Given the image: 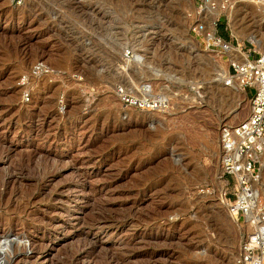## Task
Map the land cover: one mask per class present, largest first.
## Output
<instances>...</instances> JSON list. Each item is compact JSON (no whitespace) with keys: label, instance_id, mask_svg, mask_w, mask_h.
<instances>
[{"label":"rangeland","instance_id":"obj_1","mask_svg":"<svg viewBox=\"0 0 264 264\" xmlns=\"http://www.w3.org/2000/svg\"><path fill=\"white\" fill-rule=\"evenodd\" d=\"M233 1V15L207 11L206 30L217 18L234 48L263 51L264 4ZM198 3L0 0V194L16 175L0 195V264L75 251L77 264H239L250 228L219 200L217 177L234 186L218 133L246 116L250 92L225 85V55L193 31ZM37 60L53 71L21 86ZM121 89L165 101L143 108ZM259 188L264 200L262 160ZM99 213L114 219L89 225Z\"/></svg>","mask_w":264,"mask_h":264},{"label":"built area","instance_id":"obj_2","mask_svg":"<svg viewBox=\"0 0 264 264\" xmlns=\"http://www.w3.org/2000/svg\"><path fill=\"white\" fill-rule=\"evenodd\" d=\"M264 3V0H259ZM234 5L233 0H199L195 4L196 15L199 17L192 25L196 35L201 36L206 47L225 55L228 61L225 85L236 82L242 89L250 92L249 108L246 116L235 123H221L218 142L220 155V177L231 180L233 189L228 190L226 183L223 188V198L229 212L234 213L236 220L249 221L252 228L243 234L239 247L237 262L240 264H264V200L259 188V156L264 152V50L251 54L238 49L241 57L230 53V41L216 33L217 18L214 20V31L202 32L206 29L204 11L219 8L225 12ZM245 52V54H243ZM130 52L125 53L129 56ZM52 67L44 60H37L30 69L21 76L19 84H27L31 75L51 73ZM29 89L25 88L23 96L29 99ZM124 91L121 89V93ZM120 93V94H121ZM121 98L125 103L140 107H154L161 101H154L149 106L151 98L142 101L124 92ZM152 102V101H151ZM156 102L158 103L156 105ZM230 182V183H231ZM228 185V184H227Z\"/></svg>","mask_w":264,"mask_h":264},{"label":"bare ground","instance_id":"obj_3","mask_svg":"<svg viewBox=\"0 0 264 264\" xmlns=\"http://www.w3.org/2000/svg\"><path fill=\"white\" fill-rule=\"evenodd\" d=\"M256 2V1H255ZM260 2V1H259ZM258 4H260V3H258ZM261 4H264V3H262L261 2ZM254 6V5H253ZM264 6V5H263ZM234 7V5L233 6H230L229 8H227L226 10H225V12H228L229 10V12L230 13H232V15L234 14V11L233 10H231L232 8ZM207 11L208 12H215V11H221L219 8H217V9H208V7L205 9V11H204V15H203V17H204V20H203V22H205L206 23V26H207V24H208V19H207ZM262 14V13H261ZM211 32H213L214 31V21L212 22V24H211ZM206 30V29H205ZM204 30V31H205ZM204 31H202L203 33H204ZM34 47V46H33ZM238 49L239 48H234V46H232V45H230V52L231 53H235V55H236V57H241V53H239L238 52ZM127 57H130V55L129 56H127ZM36 76L37 75H31V77H30V79H33V78H36ZM39 76V75H38ZM225 77V76H224ZM227 77V76H226ZM30 82V81H29ZM28 83V82H27ZM24 85H26V84H24ZM235 86V85H234ZM124 94V92L123 93H121V95H123ZM133 97V96H132ZM163 97V95H154V96H148V97H143V98H140L142 101H146L145 99H150L151 98V100H149V106H153L155 103H153L154 101H161V102H163V101H165V99L164 98H162ZM133 98H135V97H133ZM10 100V99H9ZM152 101V102H151ZM158 103L156 102V105H157ZM32 154V153H31ZM30 154V155H31ZM40 154V153H39ZM264 152L263 153H261V155L259 156V160H260V166H261V160H262V162H264ZM263 156V157H262ZM30 158H32L33 159V157H35L34 155H31V156H29ZM36 158V157H35ZM5 160H7V159H5ZM24 160V159H23ZM18 166V165H17ZM21 166V165H20ZM23 167V166H22ZM22 167H21V169H22ZM24 168V167H23ZM15 172V171H14ZM21 172V171H20ZM11 173H13V172H11ZM259 175H260V168H259ZM15 177H16V175H13V178H12V180L10 179H7L8 181L6 182V185H5V187L7 188V185H8V183L10 182V181H15L16 179H15ZM11 178V177H10ZM110 182V181H109ZM217 184H218V186L220 187V189H223L224 187V185H223V182L222 181H219L218 180V177H217ZM6 188L4 189V191H2V193L0 194L1 196H3L4 197V195L5 194H7L6 193ZM222 193L223 192H221V195H220V197H219V200L221 201V203L222 204H224L225 206L227 205L226 204V202H225V200H224V198H223V195H222ZM0 196V197H1ZM7 199V198H6ZM95 205V204H94ZM96 206H97V208L96 209H98L99 211L100 210H103V208L105 209V207H103L102 206V204H101V202L100 203H96ZM108 208V207H107ZM108 210V209H107ZM104 212V211H103ZM230 213V216L232 217V219L233 220H235L236 221V217H235V214L234 213H231V212H229ZM114 219V217H107L105 214H103V213H99V215L97 214L96 216L94 215L92 218H90V220H88V224L89 225H94L95 227H97V228H101L104 224H106V223H109V222H112V220ZM87 222V221H86ZM86 225H88L87 223H85ZM93 226V227H94ZM90 227V226H89ZM244 227H246V228H250V230H251V228H252V226H251V224L249 223V221H246L245 222V225H244ZM106 230V229H105ZM16 241V240H15ZM92 245V247H91V249H89V250H86V254H87V256L88 257H91L95 252H94V247H95V245H94V243L93 244H91ZM51 250V248H42V249H39V251H33L32 253H31V257H37L39 254H41V253H45V252H47L48 254H49V252L48 251H50ZM79 251V250H78ZM82 253V252H81ZM79 255L80 254H77V252L75 251V253H73V254H71V255H69L68 257H69V260H60V262H59V264H77L78 263V259H80V257H79ZM86 256V255H85ZM87 257V258H88ZM86 258V257H85ZM112 259H113V262H116V261H119L118 260V258H117V256H114V257H112ZM80 261V260H79ZM123 261V260H122ZM122 261H121V263H122ZM120 262V261H119ZM25 264V263H24ZM105 264V263H104ZM107 264H113L112 262H110V263H107ZM240 264V263H239Z\"/></svg>","mask_w":264,"mask_h":264}]
</instances>
